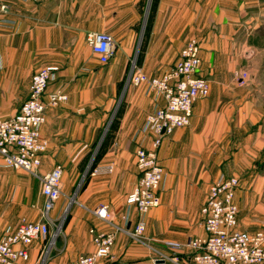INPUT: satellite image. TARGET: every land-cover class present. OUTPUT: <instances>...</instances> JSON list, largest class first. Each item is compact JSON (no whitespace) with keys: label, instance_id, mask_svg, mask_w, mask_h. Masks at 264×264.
Listing matches in <instances>:
<instances>
[{"label":"crops","instance_id":"1","mask_svg":"<svg viewBox=\"0 0 264 264\" xmlns=\"http://www.w3.org/2000/svg\"><path fill=\"white\" fill-rule=\"evenodd\" d=\"M2 4L9 10L0 15V114L6 118L19 112L33 74L47 66L60 70L46 96L61 91L68 97L45 113L41 138L47 148L39 169L45 174L62 167V195L51 218L57 224L68 214L57 235L51 227L47 238L27 247L30 258L22 264H40L47 252L44 264H70L93 253L91 230H113L94 213L101 206L116 226L135 227L138 214L128 211L126 199L140 178L138 143L151 145L152 136L141 131L155 99L144 87L127 84L106 142L105 122L127 79V66L135 61L146 76L160 78L175 66L191 38L201 43L200 74L210 82V95L195 103L190 126L162 142L161 205L146 217L145 242L117 232L110 257L97 264H168L154 260L146 244L166 251V242L205 236L201 209L222 174L239 179L236 200L245 190L263 197L264 75L253 74L244 85L233 72L248 70L264 51V0H0ZM94 33H109L114 40L115 54L107 65L87 43ZM100 145L104 148L94 157ZM93 160L94 168L85 172ZM107 166H113L112 173L92 175ZM18 176L12 202L0 196L1 233L16 230L22 220L39 221L44 210L39 181ZM28 185L34 199H23ZM258 213L239 212V230L264 226V208Z\"/></svg>","mask_w":264,"mask_h":264},{"label":"built area","instance_id":"2","mask_svg":"<svg viewBox=\"0 0 264 264\" xmlns=\"http://www.w3.org/2000/svg\"><path fill=\"white\" fill-rule=\"evenodd\" d=\"M39 3L44 0H29ZM9 10L0 6V15ZM3 22V21H2ZM91 51L102 65H107L115 54L114 40L109 33H94L87 37ZM202 68L201 43L189 39L175 66L160 78H149L134 61L127 76V84L144 87L145 93L155 99V108L147 116L142 133L152 136L150 147L138 143L135 157L140 178L126 199L128 211L135 209L138 222L133 229L121 228L111 222V215L103 206L94 213L113 226L111 232L91 230L95 250L80 256L70 264H97L107 260L115 244L116 233L123 232L132 240L144 243L146 217L152 209L161 205V191L165 170L160 163L159 150L162 142L175 130L190 126L193 108L198 100L210 95V83L200 74ZM57 66H47L33 74L29 97L18 113L11 117L0 114V168L23 171L37 179L45 198L41 219L36 222L22 220L14 231L0 232V264H22L30 258L27 247L50 235V228L60 227L51 218L62 195L63 169L55 167L41 174L42 155L47 143L41 138V127L46 122V111L68 100L57 91L46 96L47 89L56 79ZM241 83L249 78L247 72H236ZM113 166L96 169L92 175L112 173ZM239 179L220 175L210 186L201 209L205 236L185 243L166 242V251L147 245L154 260L170 264H264V233L238 230V205L236 193ZM129 215V212H128ZM181 255H187L186 258Z\"/></svg>","mask_w":264,"mask_h":264},{"label":"rangeland","instance_id":"3","mask_svg":"<svg viewBox=\"0 0 264 264\" xmlns=\"http://www.w3.org/2000/svg\"><path fill=\"white\" fill-rule=\"evenodd\" d=\"M256 63L253 66L249 67L248 70L243 69V67L238 68L237 70H235L233 72V77H235L236 72H247L249 74V78L245 82V84H248L250 82V79L252 80L251 75H253V74L264 75V51L261 53V55L259 56V59ZM106 68H108V66L107 67L105 66V71H106ZM206 68L207 67H204L203 73L205 76L208 77L209 72L206 71ZM130 69H131V65L126 67L127 75L129 74ZM249 70H250V72H249ZM221 72H224L223 68H222ZM261 83L264 84V82H261ZM126 89H127V79L125 82L121 83V87H120V91L118 93V96L114 99L115 101L112 105V114L105 122V127H104V131H103L104 142H106V140L108 138H110V136H111L113 125L116 121V117L118 115L119 110L122 107V104H123V96H124ZM261 89H263V93H264V87H261ZM103 148H104V145L97 146L95 151H94V153H95L94 157H96L98 152L101 153ZM89 166H90V168H88ZM94 166H95V160L90 162L89 165L86 166L87 168L85 167V172L90 171L91 169L94 168ZM20 174L27 175L23 171H7L6 172L5 169L0 168V196L1 197H4L6 195L7 197H9V199H11L9 201L12 202V199H13L12 197L15 195L16 192L19 191L20 185L18 183V181H19L18 175H20ZM82 178H81V180H82ZM24 189L25 190L23 193L24 194L23 199H26L27 196L30 198H33V199L35 198V194H32V187L30 185H28ZM241 196L242 197L239 198V200H236V203L238 205L239 212L243 213V215L256 216L259 209H261L262 207L264 208V194L262 197L259 194H256L251 190H245L244 194H242ZM239 212H238V217H239ZM67 214L68 213H65L63 215V217L61 218L60 222L57 223L59 227L62 226L61 223L64 222ZM238 230H239V228H238ZM240 231L249 232V231H245V230H240ZM55 232H56V229H55ZM253 232H263L264 233V226H258L254 229V231L249 232V233H253ZM44 257H45L44 261L41 260L40 264L45 263V261L48 257V252L44 255ZM168 264H170V263H168Z\"/></svg>","mask_w":264,"mask_h":264}]
</instances>
